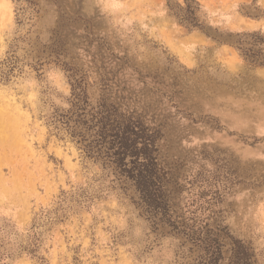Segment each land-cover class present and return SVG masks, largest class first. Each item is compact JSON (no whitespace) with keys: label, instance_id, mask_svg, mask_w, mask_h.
<instances>
[{"label":"rangeland","instance_id":"374dc122","mask_svg":"<svg viewBox=\"0 0 264 264\" xmlns=\"http://www.w3.org/2000/svg\"><path fill=\"white\" fill-rule=\"evenodd\" d=\"M242 50L264 60V0H0V264H200L205 235L217 264H264V65ZM72 86L153 135L167 210L71 137Z\"/></svg>","mask_w":264,"mask_h":264},{"label":"trees","instance_id":"16d2710c","mask_svg":"<svg viewBox=\"0 0 264 264\" xmlns=\"http://www.w3.org/2000/svg\"><path fill=\"white\" fill-rule=\"evenodd\" d=\"M188 7L190 8V5ZM193 13L194 11L190 12ZM243 55L251 63L264 65V60L259 59V55L248 56L246 53ZM71 97V109L62 116V119L65 120L63 123L71 137L82 145L83 152L88 157H93L95 154L99 156L100 150L110 144L108 150H114L110 156L114 160L113 164L125 166L119 173H122L121 175L128 182H132L145 207L147 206V211L161 208L167 210L164 187L161 185L154 159L151 158L154 146L153 135L146 134V130L139 123H133L131 119H123L118 113L119 107L107 97H103L96 106H93L88 100L85 89L74 86ZM85 131L93 133V140L86 142L91 136L87 137ZM95 142L97 145L93 144ZM128 165L130 168L126 169ZM194 243L199 249L200 264L219 262L221 252L216 237L205 235L197 238Z\"/></svg>","mask_w":264,"mask_h":264}]
</instances>
